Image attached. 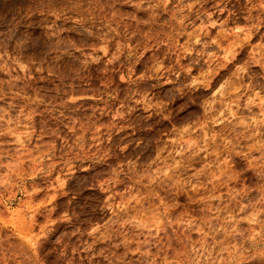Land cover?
<instances>
[{
	"label": "rangeland",
	"instance_id": "1",
	"mask_svg": "<svg viewBox=\"0 0 264 264\" xmlns=\"http://www.w3.org/2000/svg\"><path fill=\"white\" fill-rule=\"evenodd\" d=\"M0 264H264V0H0Z\"/></svg>",
	"mask_w": 264,
	"mask_h": 264
}]
</instances>
